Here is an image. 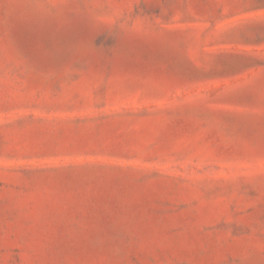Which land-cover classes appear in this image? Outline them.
I'll list each match as a JSON object with an SVG mask.
<instances>
[{
  "label": "rangeland",
  "instance_id": "1",
  "mask_svg": "<svg viewBox=\"0 0 264 264\" xmlns=\"http://www.w3.org/2000/svg\"><path fill=\"white\" fill-rule=\"evenodd\" d=\"M0 264H264V0H0Z\"/></svg>",
  "mask_w": 264,
  "mask_h": 264
}]
</instances>
